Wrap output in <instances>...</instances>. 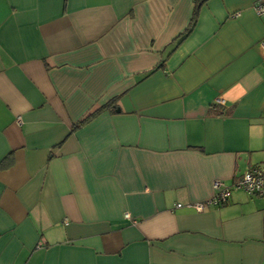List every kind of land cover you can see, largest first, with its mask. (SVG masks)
Wrapping results in <instances>:
<instances>
[{
	"label": "crops",
	"instance_id": "0c3cea01",
	"mask_svg": "<svg viewBox=\"0 0 264 264\" xmlns=\"http://www.w3.org/2000/svg\"><path fill=\"white\" fill-rule=\"evenodd\" d=\"M257 1L0 0V264H264Z\"/></svg>",
	"mask_w": 264,
	"mask_h": 264
},
{
	"label": "built area",
	"instance_id": "2783aa9c",
	"mask_svg": "<svg viewBox=\"0 0 264 264\" xmlns=\"http://www.w3.org/2000/svg\"><path fill=\"white\" fill-rule=\"evenodd\" d=\"M255 9L259 15L264 14V0H258ZM262 52L264 54V38L260 42ZM215 195L211 200L215 204L226 202L235 189H242L250 195L264 196V167L255 166L245 172V174L237 180L233 185L227 186L220 179L213 183ZM181 204H178L180 206ZM198 209L203 210L204 205H196ZM129 217V214H126Z\"/></svg>",
	"mask_w": 264,
	"mask_h": 264
},
{
	"label": "trees",
	"instance_id": "16d2710c",
	"mask_svg": "<svg viewBox=\"0 0 264 264\" xmlns=\"http://www.w3.org/2000/svg\"><path fill=\"white\" fill-rule=\"evenodd\" d=\"M201 2H197L195 10H194V14H193V21H192V25L189 27V29L187 30V33L191 31L194 22L196 21V17H197V13H198V8L200 6ZM187 33L184 34V36L187 35Z\"/></svg>",
	"mask_w": 264,
	"mask_h": 264
}]
</instances>
